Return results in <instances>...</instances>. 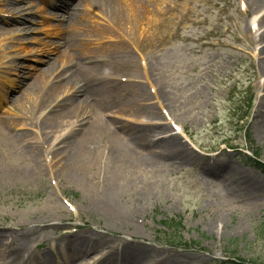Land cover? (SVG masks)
Wrapping results in <instances>:
<instances>
[{
	"label": "rangeland",
	"instance_id": "374dc122",
	"mask_svg": "<svg viewBox=\"0 0 264 264\" xmlns=\"http://www.w3.org/2000/svg\"><path fill=\"white\" fill-rule=\"evenodd\" d=\"M12 1L5 0L4 6L0 0L2 33L14 31L0 33L1 51L8 53L12 65L0 73L7 79L1 82L6 87L1 123L12 127L17 140L29 148L21 136L51 145L40 144L42 167L37 175L31 174L30 165L24 161H3L0 156V230L49 216L50 220H42L33 230L30 244L43 231L54 232L52 246L63 241L66 234L95 237L97 233L98 238L109 240L110 246L123 241L153 248L152 262L176 256L178 264H220L232 259L264 264V194L252 193L237 183L243 176L232 180L238 174L229 166L223 169L228 162H237L243 165L236 163L239 176L256 174L264 181V170L249 167L243 157L246 151L256 153L257 161L264 164V125L260 124L264 73L255 52V33L250 31L261 9L253 6V0H73L72 5H82L84 20L80 26V20L72 26V34L80 31L74 38L88 44L93 58H86L81 47L76 51L68 42L73 36L67 15L61 17L57 8L46 6L42 0H25L23 4L32 6L31 11H25L24 21L13 23L5 12ZM243 2L244 11L240 7ZM69 54L75 56L67 62ZM40 70H48L52 79L69 70L70 74L76 70L104 73L110 80L102 81L98 89V117L117 121L119 126L140 120L151 124L153 119L159 126H167L156 140L179 137L199 162L195 166L158 162V168L152 163L145 166L146 175L139 169L123 171L124 180L136 174L134 179L144 191L136 204L126 200L121 204L137 210L131 219L109 221L99 206L97 185L111 182V166L105 158L91 159L88 176L76 179L59 175L60 157L54 151L77 143L81 131L69 134L78 116L63 122V116L71 115L73 108L57 105L68 94L56 91L43 98L42 93L25 91L32 78L21 76L22 71L36 76ZM111 80L117 86L111 85ZM245 94L254 101L240 133L229 102ZM89 121L94 119L89 117ZM174 125L193 132L194 141L185 130L175 133ZM232 139H236L229 144L232 147L225 143L215 146L216 140ZM50 149L57 173L54 162L45 161ZM207 163L214 165L220 177L229 172L231 180L221 182L217 176L206 174ZM207 178L213 182L208 184ZM51 195L56 203L49 202ZM165 220L173 224L181 221L182 227L170 231L161 224ZM107 247L102 251H109ZM41 252L38 257L47 248ZM99 252L97 248L85 257L96 256L92 260L97 261Z\"/></svg>",
	"mask_w": 264,
	"mask_h": 264
},
{
	"label": "bare ground",
	"instance_id": "6f19581e",
	"mask_svg": "<svg viewBox=\"0 0 264 264\" xmlns=\"http://www.w3.org/2000/svg\"><path fill=\"white\" fill-rule=\"evenodd\" d=\"M22 1L24 2V0ZM84 1L88 3V0ZM99 2L100 0H98V3ZM108 2L114 1L108 0ZM3 5L6 6L5 1L3 2ZM11 5L17 4L11 3ZM253 6H255L256 9H259L261 6H264V0H253ZM59 7L65 11L64 15H67L68 24L70 25V34L73 36L68 42H70L76 51H79L81 47V50L84 51V55L87 58L91 54V52L88 51V44L86 42L83 43L84 40L74 38L80 35V31L76 34L77 36L72 34L74 33L72 26L75 25L78 20H80L79 26L82 24L84 20V12L81 11L79 5L69 6V4L65 2L61 3ZM25 10L27 9H24L23 7L16 8L14 6L12 8H7L5 12L14 16L16 18L14 19V22L18 23L19 20H22L20 18H24L22 13H24ZM82 15L83 19L81 21ZM18 17L20 18L17 19ZM257 20L259 21V25L258 31L254 32V40L256 42L255 52H257L256 56L261 61L260 70L264 73V14L263 16L258 17ZM3 31L4 29L0 28L1 34L10 33H2ZM74 56L75 55L73 54H69L66 61H72ZM93 57H95V55H90V58ZM7 58V55L0 54V69L2 71L10 67L9 63L5 61ZM61 58H63L62 55ZM51 66L52 64L49 65V67ZM70 71L71 70L66 73L61 72L54 79H52L53 74H48V70H40L36 76H31L30 73L24 71H22L23 74H21V76H25V78H32V82L25 85V91L28 94L42 93L41 97L43 98H49L56 91L68 94L62 99L60 104H57L60 106L63 105V107L69 105L73 108L71 115L63 116V122L67 118L71 119L74 116H78V121H76L73 126L74 128L69 132L70 134L74 130L81 131L77 143H73L71 146L65 148L60 147L61 150L59 148L54 151V155L60 157L61 166H59V175L76 179H79V176L81 175L88 176L90 173L88 170V163L91 159L93 157L100 159V156L105 158L107 163L111 166L110 175L112 178L111 182L107 185L97 184L100 189L99 206L107 213V219L109 221L117 222L127 218L131 219V216L135 215L137 210L134 208L131 209L127 204L124 206H121V204L123 203V200H126V202L130 204H136L135 201L138 202L141 200L144 188L139 186L135 181L134 177L136 174L132 177L128 176V178H130L129 180H124L121 174L123 171L139 169L144 175H146L148 173L147 167H145L146 165L154 163V167L158 168L159 166L156 167L158 162H165L167 165L172 162H179L180 164H196L198 160L197 155L191 153L179 137L169 136L156 140L161 133H165L164 130L167 126L164 124L159 126L156 123L149 124V121H140L139 126H136L137 124L119 126L120 124L117 121H112L110 119V121H108V119H105L106 117H104V119L98 117L99 114L96 105L99 101L97 95L98 89L100 83L109 79V77L102 72L84 74L76 70L70 74ZM67 73H69V75H67ZM98 75L100 76L97 78ZM42 78H44L45 83ZM6 80V77L0 76V106L5 102L4 90L6 89L5 86H1V82H5ZM111 81V85L117 86L113 80ZM12 85H14V83ZM78 96H80V98H78ZM161 96L167 99L164 93H161ZM262 104L264 106V103ZM66 111H68V109L65 110V112ZM78 111L80 112L77 113ZM89 117L93 118L94 121H89ZM262 118V122L260 123L261 126L264 125V115H262ZM1 122L2 120L0 119V156L3 161L17 158L22 163L24 161L29 164L30 166L28 167L31 174L37 175V171L41 170L42 167L41 153H43V150L41 149L40 144L50 146L51 143L45 141L39 142L37 140L30 141L21 136L20 139L26 141V143L30 145L29 148L17 140L18 135L15 134L12 127L9 128L8 125ZM152 126L159 127L153 128ZM57 127H59V125L54 126V128ZM261 131L262 130L260 129L259 132ZM106 134L108 138H105ZM104 140L107 145L104 144ZM50 152L51 149L48 150V154L45 156V161L49 163L51 161L52 164L54 162V171L57 173L58 166L55 159L49 157ZM206 180L208 184L213 182L208 178ZM240 182L251 192L259 193L261 195L264 194V181L259 179L256 174L249 173L245 175ZM50 197L49 202L56 203L53 196L51 195ZM50 209L54 210L55 208H49V210ZM42 220H50V217L48 216L45 219V217L41 216L35 218L29 223H16L15 225L9 226L7 232L0 230V261H6L10 256V259H8L9 261L7 262V264H10L14 261V257L23 256L28 250L30 242L34 239L32 237L33 230L38 229L41 226L43 223ZM1 226L2 222H0V227ZM134 230H137V228H134ZM96 234L97 233H95V237L91 236L86 238L84 235L75 237L71 241L70 251L77 249L80 253L85 255L96 251L97 248L102 249L106 247V245H104L105 240L98 238ZM44 235H46V233H44ZM10 237L14 238V240L6 243L7 238ZM46 237L48 236L46 235ZM124 244L125 243H122V245ZM109 247L110 253L115 252L114 250H111L112 248H115L114 246ZM124 249L121 258L117 259L115 257L116 254L112 253L109 257L106 256L103 259L105 262L101 264H178L179 262L178 259H176V256L152 262V258L155 257L153 254V248L142 247L138 244L132 246L125 244ZM28 255L33 257L31 253H28Z\"/></svg>",
	"mask_w": 264,
	"mask_h": 264
}]
</instances>
